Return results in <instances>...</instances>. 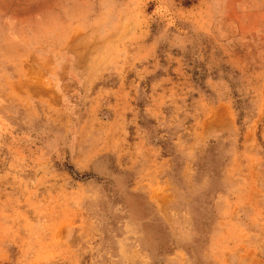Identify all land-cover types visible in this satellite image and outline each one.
<instances>
[{
	"label": "rangeland",
	"instance_id": "obj_1",
	"mask_svg": "<svg viewBox=\"0 0 264 264\" xmlns=\"http://www.w3.org/2000/svg\"><path fill=\"white\" fill-rule=\"evenodd\" d=\"M0 264H264V0H0Z\"/></svg>",
	"mask_w": 264,
	"mask_h": 264
}]
</instances>
